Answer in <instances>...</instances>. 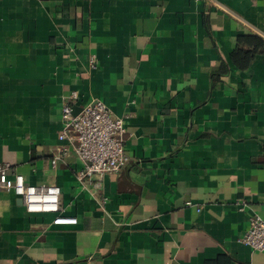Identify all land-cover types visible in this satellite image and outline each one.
<instances>
[{"label":"crops","instance_id":"1","mask_svg":"<svg viewBox=\"0 0 264 264\" xmlns=\"http://www.w3.org/2000/svg\"><path fill=\"white\" fill-rule=\"evenodd\" d=\"M240 35L264 42V0H0V162L76 218L0 190V264H264L240 240L264 218V47L241 68ZM72 91L125 121L95 188L58 138Z\"/></svg>","mask_w":264,"mask_h":264},{"label":"built area","instance_id":"2","mask_svg":"<svg viewBox=\"0 0 264 264\" xmlns=\"http://www.w3.org/2000/svg\"><path fill=\"white\" fill-rule=\"evenodd\" d=\"M77 97L78 93L72 91L68 99L61 103L58 138L76 141L73 149L83 164L77 170L76 177L80 181L86 179L87 184L95 188L105 174L119 172L129 159L123 141L125 121L124 118L115 116L101 100L84 105L75 112L71 99L76 100ZM58 151L59 154H54L51 159L52 164L62 154H68L65 147ZM0 190L16 194L27 211L55 213L52 220L54 224L76 223L75 217L63 213L57 185L27 183L24 176L9 162H0ZM240 240L253 250L264 252V218L259 214H252Z\"/></svg>","mask_w":264,"mask_h":264},{"label":"trees","instance_id":"3","mask_svg":"<svg viewBox=\"0 0 264 264\" xmlns=\"http://www.w3.org/2000/svg\"><path fill=\"white\" fill-rule=\"evenodd\" d=\"M245 45L249 49H244ZM263 47L264 42L259 37L254 35H240L237 39L236 49L232 52V60L239 67H246L252 60L254 53ZM221 68L217 72H222L223 69Z\"/></svg>","mask_w":264,"mask_h":264},{"label":"water","instance_id":"4","mask_svg":"<svg viewBox=\"0 0 264 264\" xmlns=\"http://www.w3.org/2000/svg\"><path fill=\"white\" fill-rule=\"evenodd\" d=\"M79 110H80V107H75V106H74V111H75V112H78Z\"/></svg>","mask_w":264,"mask_h":264}]
</instances>
